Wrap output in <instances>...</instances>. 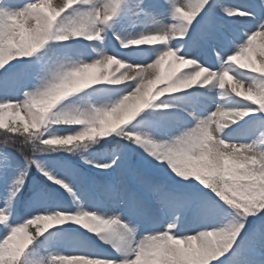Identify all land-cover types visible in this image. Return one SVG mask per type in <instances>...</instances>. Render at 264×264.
I'll use <instances>...</instances> for the list:
<instances>
[{"label":"snow or ice","instance_id":"obj_1","mask_svg":"<svg viewBox=\"0 0 264 264\" xmlns=\"http://www.w3.org/2000/svg\"><path fill=\"white\" fill-rule=\"evenodd\" d=\"M126 3L0 0V264H264V42L257 43L264 40V0H136L138 13L159 27L122 36L115 25ZM165 6L181 23H163L156 8ZM109 30L125 51H100L91 62L71 54V42L103 44ZM195 48H210L217 64L192 56ZM170 58L169 67L185 70L166 73ZM240 70L254 75L246 81L235 75ZM78 77L83 82L73 86ZM100 85L120 95L84 110L68 99ZM209 85L235 104L183 109L184 127L160 121L156 131L142 130L146 109L163 117L177 107L155 103L166 94ZM241 120L258 124L233 136L227 130ZM105 122L109 131L87 138ZM53 126L80 127L60 135ZM113 134L128 143L107 159L82 156L99 170L88 189L68 162L53 169L36 158L75 154L65 143L70 136L90 142ZM33 167L46 183L32 186L22 218L18 198ZM65 192L75 208L62 203ZM81 228L114 251L89 248L76 235Z\"/></svg>","mask_w":264,"mask_h":264},{"label":"bare ground","instance_id":"obj_2","mask_svg":"<svg viewBox=\"0 0 264 264\" xmlns=\"http://www.w3.org/2000/svg\"><path fill=\"white\" fill-rule=\"evenodd\" d=\"M17 2L18 3H22L23 0H17ZM135 2H136V0H128V3L122 5L123 13H122L120 19H121V21H123V24L129 28V32L128 33H124L123 31L119 32V33H121L122 36L138 35L140 32H143L146 29H152V28H155V27H159V25L152 23L150 17L146 16L144 13H138L137 9L135 8ZM232 2H236V0H218V3L221 4V5H227V4L232 3ZM144 3H145L146 6H153V5H159L160 2L156 3L155 0H144ZM166 8H167V6L162 7V8L161 7H157L156 8V11L162 14L163 23L164 24H172V23L179 24V23H181V21H179V20H173L171 18V14L168 11H166ZM221 15H222V13H221ZM217 20L219 21V17H217ZM85 41H83V42H85ZM73 42H75V41H73ZM86 42L95 44L96 46H94V47L97 49V51H93L92 50L93 46L89 45L90 49H89V51H87L88 53L85 54V56L81 57V58H84V59H87V60H88V58H91V57L92 58L97 57L100 51H106L110 55L114 54L115 52H123V51H125L124 49H122L119 46L118 42L115 40L114 36L112 35V31L111 30H109V32L107 34V38H106V40L104 41L103 44H101L99 42H88V41H86ZM261 42H264V40H258L257 41L258 44L261 43ZM172 43L176 47L180 46V41H178V40H173ZM191 55L194 56V57L198 56L202 60H206L209 63L217 64L216 58H215L214 54L212 53V51L208 52V54H206V56H204L200 52L199 48H195V49H191ZM256 60H257V66H258L259 58L257 57ZM88 61L91 62L92 60H88ZM170 62H171V58H170V61L165 62L164 71L166 73L167 72H177V74H179L180 71H184L185 70L181 65H179V64H177L175 62H172L171 67H169V63ZM94 71L98 73L100 71H105V70L101 69V70H94ZM106 71L111 72V68H109ZM121 71H122V69H121ZM235 75H237L241 79L249 81L254 74L245 72L244 70H240L237 73H235ZM104 87H106V88H104ZM120 87H122V86H120ZM158 87H159V85H158ZM103 88L106 89L107 91L100 90V89H103ZM107 88L108 89L110 88V89L108 90ZM213 88H214V85H209L207 87L194 86L192 89L184 90V91H182L180 93L166 94L164 97L161 98L160 101H157L155 103L158 105V104H162L165 100H168L170 98H173V99L178 98L179 101H180V106H177L173 111H171L170 115L173 118L177 117V118L181 119L182 120V122H181L182 125L178 124V125H174V127L171 126L170 128H172L173 130L176 129V128H182L187 123H189V118L186 115V112L183 111V109H187L189 111L195 110V111H198V112L204 111L208 107V105H210V103H213V102H209V101L207 102L206 100H203L202 97H203V95L211 96L212 93H210V91ZM220 90L222 92L225 91L223 89H220ZM98 91H104L103 93H100V95H102L101 96L102 99H100V100H102L103 102H106L109 99L110 100H115L120 95V92L118 90H116V88H114L113 86L100 85V86H93L90 89L83 90L81 93L75 94L74 96H81L82 97L83 95L84 96L94 95V94L96 95V93ZM182 93H184V94H182ZM81 94H83V95H81ZM221 98H222L221 99L222 102H220V104L222 103V104H224L226 106H230V105H234L235 104V100H233L232 96L225 95V96H223ZM100 100H98V101H100ZM214 100H215V98H214ZM90 105H91L90 102L87 101L85 106L87 108ZM151 109H154V108L146 109L145 112H147L148 110H151ZM245 119H247V118H245ZM165 120H162L163 123H165ZM257 124H258V121H249L248 123H245L244 120H241V121H238V123L236 125H233L232 128H230L228 130L230 131L231 129H234V132L231 133V134L233 136H236L238 133L242 132L245 129L256 127ZM67 134H69V133H67ZM67 134H60V135H67ZM115 136H117V135L113 134L112 136H109L108 138L111 139V137H115ZM87 166H88L89 169L92 168L90 165H87ZM92 169L95 170V172H96L95 176H96L99 173V170L94 169V168H92ZM70 201L73 202V199L70 198ZM64 227H68V226L66 225ZM53 231H57V230H53ZM76 235L82 236V238L79 237L81 240H83V237H84L85 242L89 240V241H91V243L93 242V244L95 243V244H97V246H99L101 248H104V249L106 248L105 250L101 249V251H106V252L114 251L111 248L110 245L104 244V242L101 241L97 236H95L94 234H92L90 232H86L83 229H82V232L80 231ZM56 247H59L60 250H63L65 245H64V243H58V244H56Z\"/></svg>","mask_w":264,"mask_h":264},{"label":"rangeland","instance_id":"obj_3","mask_svg":"<svg viewBox=\"0 0 264 264\" xmlns=\"http://www.w3.org/2000/svg\"><path fill=\"white\" fill-rule=\"evenodd\" d=\"M155 1H156V3L160 2L159 0H155ZM115 30L119 31V32L123 31L124 33L129 32V28L123 24V21H121V19H119V22L115 25ZM72 44L74 45V48H73L71 54L74 56L77 55V53H82V56H85V54L88 53L87 51H89L90 46H96L95 44L87 43L86 41L83 42L82 44L77 43V42H72ZM199 49H200V52L204 56H206V54H208V52H211L210 48H199ZM56 51L60 52L61 50L56 49ZM92 59H93L92 57L88 58V60H92ZM104 88H106V87H104ZM104 88L100 89V90L107 91ZM104 91H98L96 93V95L94 94V95L84 96L83 94H81V95H83L82 97L81 96H74V97H71L68 99L74 100L75 103H74L73 107H77V108H80L81 110H84L86 108L85 105H86L87 101H89L91 105H96L97 101L102 99L101 98L102 95H100V93H103ZM210 93H212L211 96L203 95V97H202L203 100H206L207 102L208 101L209 102L215 101L216 103L222 102V100H221L222 99L221 98L222 91L218 88V86L214 85V88L210 91ZM96 96L97 97L99 96V97L97 98ZM214 98H215V100H214ZM100 101H102V100H100ZM109 101H110V99L108 101H106L105 103H107ZM163 103H168L171 105L180 106V101L178 98H175V99L170 98L168 100H165ZM208 106H211L212 110H214V108H215V104H213V103H210V105H208ZM154 110L155 109H151V110H148L146 112V113H149V116H148V119L141 124L142 130L156 131V129L154 127L155 123L160 122V121L165 120V119L166 120H165L164 124L167 125L168 127H171V126L174 127V125L181 124V122H182V120L177 118V117L173 118L170 115V112H168L163 117L153 116V115H151V113ZM6 119H7V117H6ZM73 127H79V126H53L50 129V131L58 133V134L59 133L60 134H67V132L69 134H71V128H73ZM233 132H234V129H231L229 131V133H233ZM79 143H81V142H79ZM127 143H128L127 141L122 140V138L118 135H117V137H115V139H111V140L108 139V137L97 138L96 141L82 142L81 146L77 150L76 154H73L72 152H67V151H59V152L40 154L36 158L39 159L42 163H44L46 166L53 168V169H56L58 167L57 162H65V161L68 162L72 166V168L78 170V172L83 177V183H82L81 187L83 189H88L90 187V185L88 183L87 178L95 176L96 172L92 168H90V169L88 168V166H87L88 164L87 165L85 164V161L82 158V156L88 157L89 159H97V160L107 159L112 150H114L118 147L122 148ZM138 158L139 157H134V161L138 162L139 161ZM29 175H30V180H29L28 184L25 186L23 196L18 198L19 203L17 204V212L19 213V215L22 218L27 214L26 201L28 199H30V191H31L32 186L36 183H46V179L34 167L30 170ZM98 175H99V173L96 176H98ZM9 183H10V181H9ZM3 191H4V181L2 179H0V194H2ZM70 198H72V197L69 196L65 192L64 196L62 197V203H64L67 206L75 208L77 202L76 201L71 202ZM80 202L83 203L85 207H89V205H90V203H89L90 201L87 198V196L84 194L83 191L81 192V201ZM191 223H192V221L189 220V224H191ZM73 227H78V226H73ZM64 228H67V227H64ZM80 231L82 232V228L80 229ZM79 237L82 238V236H80V235H79ZM41 239H43V238H41ZM83 241L85 242L84 237H83ZM85 243L91 249H96L99 251H101V249H104V248L97 246V244H95V243L93 244V242L91 243V241H89V240L86 241ZM38 244H39V242H38Z\"/></svg>","mask_w":264,"mask_h":264},{"label":"clouds","instance_id":"obj_4","mask_svg":"<svg viewBox=\"0 0 264 264\" xmlns=\"http://www.w3.org/2000/svg\"><path fill=\"white\" fill-rule=\"evenodd\" d=\"M81 82H83V77H78L76 81H74L73 86H78ZM111 128V123L110 122H105L101 125V127L99 128H93L89 131V133L87 134V138H92V137H97L99 136L100 133L105 132V131H109ZM86 139V137H67V139L65 140V143H71L73 148L72 150L75 152H77V150L80 148L81 143L84 142V140ZM77 141L81 142V143H77ZM91 222V221H89ZM44 224H47V221L44 222ZM18 239H20L21 241L23 240V235H21Z\"/></svg>","mask_w":264,"mask_h":264}]
</instances>
